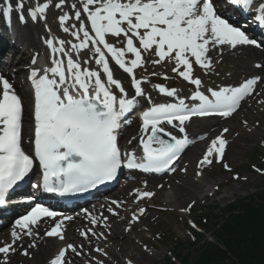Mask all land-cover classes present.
Instances as JSON below:
<instances>
[{
	"label": "snow or ice",
	"instance_id": "6c2138e0",
	"mask_svg": "<svg viewBox=\"0 0 264 264\" xmlns=\"http://www.w3.org/2000/svg\"><path fill=\"white\" fill-rule=\"evenodd\" d=\"M4 3L0 13L5 19L16 11L21 24L28 19L44 21L48 32L44 63H40L41 57H32L26 76L27 139L24 98L0 73V206L6 205V197L29 176L37 162L41 177L32 188L60 196L94 189L116 179L125 168L176 173L186 148L196 140L207 139L206 135L189 137L186 123L193 117L229 118L248 97L264 104L257 91L264 85V62L254 64L261 74L245 78L238 86L205 88L196 74L197 67L204 75L214 72L225 51L235 54L246 47L264 48V42L217 10V0H71L70 4L69 0H47L31 7H26L25 0H16L15 8L11 0ZM224 3L248 14L264 30V0ZM52 9L59 10L53 13V19L58 20L57 28L67 34L66 38L52 34L49 28L46 13ZM149 64L170 68L176 78L194 86L187 98L193 103H187L177 88L159 82L152 85L153 89L173 102L158 103L146 95L143 85L151 83L150 77L173 79L167 71L149 73ZM117 69L127 75L128 86L116 76ZM144 97L148 106L139 113V136L127 142L131 145L138 139V145L122 152L118 139L122 124L128 122L126 116L135 109L138 98ZM229 131L223 128L207 144L197 161L196 177H202L215 164L232 171L224 162L229 143L225 134ZM253 168L264 175V169ZM179 171L187 173V167ZM232 179L246 181L247 176L236 174ZM155 195L145 181L143 188L129 193L130 201L111 199L101 205L99 214L85 209L87 225L77 229L79 243L68 241L66 236L65 222L73 221V216H61L36 203L15 220L8 238L0 240V264H12L16 255L34 258V250L47 238L57 239L61 245L46 264H74L80 257H87L85 264H106L103 258L111 260L107 245L95 244L111 235V222L104 210L125 221L124 231L130 233L142 222ZM32 199L27 197L26 202ZM194 204L180 211L188 213ZM121 210L130 215L122 216ZM43 218H48L51 226L41 233ZM189 224L197 227L191 220ZM141 248L144 253L151 251L147 244ZM124 264L138 262L128 258Z\"/></svg>",
	"mask_w": 264,
	"mask_h": 264
},
{
	"label": "rangeland",
	"instance_id": "374dc122",
	"mask_svg": "<svg viewBox=\"0 0 264 264\" xmlns=\"http://www.w3.org/2000/svg\"><path fill=\"white\" fill-rule=\"evenodd\" d=\"M26 1L29 5V3H33L35 0ZM37 1L39 3L47 2V0ZM51 11L59 12V10L56 9H52ZM54 21L58 22V20ZM64 36H67V34L63 33V37ZM234 62H221V66L226 65L227 67L220 72L215 68L214 72L208 73L207 75H204L201 70H196V74L202 78L205 88L225 86L228 84L227 79H229L228 76L232 70ZM249 62L252 63L250 66L254 65L256 64L257 59ZM6 68H9V66ZM11 69L12 67H10V71L8 72H11ZM147 69L149 73L152 71H167L168 75L172 76L173 79L164 81L161 77H150L151 83L143 85L146 91L148 90L153 92L154 89L152 85L154 84V81H156L159 83H164L167 86L177 88L180 96L187 97L191 93L190 86H188L187 82L176 78L175 75L170 72V68L165 69L159 66L154 68L151 64H149L147 65ZM139 75L140 73L138 71V77ZM126 83L128 86L127 80ZM142 100L147 104L146 97L142 98ZM251 105H255V109H253ZM245 106L246 109H242L246 110L243 115L239 113L240 110L234 114V116L236 115V118L239 120L243 116V124L239 122V126L242 129L239 131L236 130L235 132L229 134L227 139L229 143L226 146L224 162L230 166L232 171L229 172L225 170L220 164H215L210 168L209 172L205 170L203 176L198 178L195 175L197 161L195 162L194 160L195 163L193 164V167H191L188 163L186 153L180 165H178L177 172L175 174L154 178L156 180L147 189L154 191L155 193L164 192L165 195L170 196L172 191L170 188L165 186L167 185L166 181L174 178L176 174L182 173L179 171V169L186 166L189 171H193L191 177L196 178L199 183L202 184L203 192L198 195V198L195 200V204L188 213H183L180 211V209L187 207L188 204L193 202L190 201L189 198H186L182 205L166 204L169 205L168 208L160 205L157 201L151 200L150 206L158 209L153 210L147 208L148 215H145L142 218V222L137 224L130 233H127L129 239H131V244L126 247V254H121L114 245L109 242L106 243L108 248H110L120 259L121 264H124L126 259L131 258L128 256L130 253H133L135 257H138L139 253L134 251L133 246H136L142 251L141 245L143 244H147L149 249H151V251L148 252L151 255V258L148 259L149 261L142 264H163L165 257L169 256V252L176 247L183 248L182 254H188L189 259L191 258L192 260L195 255V250L190 247V244L194 239L191 229L192 227L189 224L190 220L194 222L196 217L200 215V213H203L204 210H210L214 207L223 210L225 205L230 202L243 199L250 194H256L264 190V175L257 173L250 167L251 164H254L259 168L264 169V165L262 164V161L264 162V104L258 106L257 102L252 101V103L244 104V107ZM25 119V122H27V117ZM232 120L233 117L228 119V121L226 120V122H232ZM245 121H247L246 125L244 123ZM205 123H207V120H194L188 123L187 128L190 130V132L197 133L201 131L199 124L202 125ZM220 126L224 125L220 124ZM217 130L215 132H217ZM122 146L124 147V143H122ZM254 155L259 156V163H257V160L255 163L251 162L250 158ZM236 174H239L241 177L247 176V180H233L232 176ZM123 185L124 183L120 184V186L107 198L117 199L120 196L119 192ZM160 185H162V187H158ZM214 192L215 194L212 196V193ZM166 201L169 202L170 199H166ZM159 208H164L166 210ZM79 228H76L75 230L77 231ZM157 235H159V239H154V237ZM209 237L213 239L211 230H207L206 234L204 233V235H200L198 239H196V242H198L196 245L202 242V240L208 239ZM116 239H122V236ZM110 258V261L108 258H103L106 260V264H118L115 259H112V257ZM131 259H133L134 262H137L135 258ZM47 260H45L43 264H45ZM83 263L85 264V261ZM177 264H179L178 259Z\"/></svg>",
	"mask_w": 264,
	"mask_h": 264
},
{
	"label": "bare ground",
	"instance_id": "6f19581e",
	"mask_svg": "<svg viewBox=\"0 0 264 264\" xmlns=\"http://www.w3.org/2000/svg\"><path fill=\"white\" fill-rule=\"evenodd\" d=\"M71 3V0H69V4ZM26 4V2H25ZM27 5V4H26ZM65 11L68 10V7H65ZM16 13V11H14ZM53 13L54 11L47 12V21L49 28L52 30V34H56L59 36V38H66V36L63 37V33L60 32L57 28L58 22L54 21L53 19ZM20 29H22L23 34H19L16 44L10 45V47H7L11 49V51L14 52V54L19 56V59L22 61L31 60L34 56L42 57L44 56V50L46 48V45H44V39L45 34L48 31V29H43L42 22L39 21L36 24L32 25L29 23L25 24H17ZM20 32V31H19ZM7 54V51H4L3 49H0V73H2L6 78V67L2 64H5L7 60L4 59L5 55ZM260 60L264 62V53L258 52L253 47H246L242 50L237 51L235 54H232L229 51L224 52V58L223 61H231L233 63L232 70L228 76L229 79H227L228 83H232L237 78H241L243 76H246L249 73L257 72L255 68L250 66L251 62L250 60ZM226 65L221 66L219 64L216 66L217 71H222L226 69ZM116 76L119 78H122L125 82V76L120 71L116 70ZM9 80L10 77L8 78ZM11 82V81H10ZM264 89V86L263 88ZM258 90V89H257ZM22 94L25 98H27V94L24 90L21 89ZM261 93H264V91L261 90ZM153 100L159 101L161 98L157 95L156 92L152 93ZM252 98H250L251 100ZM253 109H255V105H251ZM27 108V106H26ZM246 109V106L244 107ZM240 114L243 115L246 110H242L240 108ZM27 116V109L25 111ZM233 117L232 122H224L225 120H228L229 118H219V119H212L214 120L211 123L207 124H199L200 130L202 132L192 134V132L189 131V136L192 139H195L199 135H209L213 131L218 129V126L220 124H223L224 127H227L230 129L229 133L225 134L226 137L229 136V134L235 132L236 130L239 131L242 128L239 126V122L243 124L242 118L239 120L236 118V116L232 115ZM223 122V123H222ZM225 123V124H224ZM139 124L137 121H133L129 127L123 131L122 135L125 132L126 137L123 139V143L125 147H129L130 150L133 148H136L138 145V139L133 141L131 145H129L127 142L132 139V137L139 136ZM175 133V132H174ZM216 134H219V132H215ZM25 139H27L28 135V122L25 124ZM121 135V137H122ZM213 138V137H211ZM26 144V143H25ZM206 147V141H200L196 140V142L192 145H189L185 152H187V160L191 167H193V164L201 158V155L203 154ZM128 148V149H129ZM200 156V157H199ZM195 160V162H194ZM193 170V169H192ZM207 172L210 171V168L206 170ZM193 172V171H192ZM192 172L187 169V173H179L176 174L174 178H171L166 181L167 185H165L167 188L171 189V195H165L163 193H156V195L151 199L154 201H157L160 205H163L165 208H168L169 205L166 204H183L186 198H189L190 201H195L198 198V195L203 192V186L199 183V181L191 177ZM149 176H145L140 173H134V175H131V178L128 182L124 183L123 187L121 188L119 192V197L117 200H125L130 201L129 193L137 187L143 188L144 182L147 181V188L153 184L155 179H149ZM217 186V185H216ZM165 187V188H166ZM166 199H170L169 202L166 201ZM150 202V201H149ZM148 202V203H149ZM107 203V201H106ZM104 201L101 202L100 205H94L91 206V212H94L96 214H99L101 211V205L106 204ZM150 209L155 210V207L149 206ZM104 214L109 216V220L111 222V235H109L107 241H95V244H98L99 246L103 247L106 245L107 242L114 245L121 254H126V247L131 244V239H129L127 233L124 231L126 222L121 221L116 217H112L109 213H107L106 210H104ZM121 215H129V213H126L124 210H121ZM44 222L40 224V231L43 233V229L47 228L50 223L48 219H43ZM67 232V240L68 241H75L79 243L81 241V238L79 237V234H76L75 229L87 225V222L80 217H75L73 221L65 222ZM100 231L101 229H97ZM10 231L9 230H2L0 232V240L7 239L9 236ZM136 233V232H134ZM122 236V239H116ZM61 245V242L54 238H47L46 242L41 241L40 247L38 250H34V258L28 259L25 257H22L20 255H16L12 259V264H43V262L48 259L51 255L55 253L57 248ZM134 251L139 253L138 257H135L133 253L128 254L129 257L135 258L136 261L140 264L149 261L148 259L151 258V255L149 253H144L143 251L139 250L136 246H133ZM107 251L109 255L114 258L118 264H121L120 259L116 256V254L107 246ZM53 253V254H52ZM92 255H96L95 253H92ZM81 258V257H80ZM80 258L75 259V264H82Z\"/></svg>",
	"mask_w": 264,
	"mask_h": 264
},
{
	"label": "trees",
	"instance_id": "16d2710c",
	"mask_svg": "<svg viewBox=\"0 0 264 264\" xmlns=\"http://www.w3.org/2000/svg\"><path fill=\"white\" fill-rule=\"evenodd\" d=\"M197 222L206 232L211 230L213 241L192 242V260L182 254L183 248H174L179 264H264V190L230 202L223 210L205 211ZM199 236L195 233L196 239ZM164 264L175 263L167 257Z\"/></svg>",
	"mask_w": 264,
	"mask_h": 264
}]
</instances>
